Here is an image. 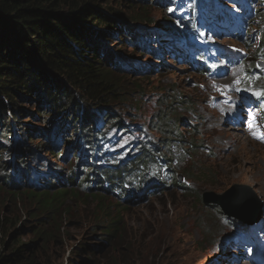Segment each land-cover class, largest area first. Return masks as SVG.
Returning a JSON list of instances; mask_svg holds the SVG:
<instances>
[{
  "label": "rangeland",
  "instance_id": "1",
  "mask_svg": "<svg viewBox=\"0 0 264 264\" xmlns=\"http://www.w3.org/2000/svg\"><path fill=\"white\" fill-rule=\"evenodd\" d=\"M259 2L256 0V6L263 7L264 1ZM111 3L117 5L120 15L125 18L136 11L148 14L149 21L136 23L144 28L154 29L156 26L169 31L170 24L176 21L169 9L154 1L147 0L144 4L137 0L134 2L139 5L137 9L131 8L133 2L130 0H113ZM261 15L262 18H253L247 24L241 38L208 36L211 28L218 25L208 11L200 17L202 25L193 34L199 36V45H221L228 48V53L236 55L233 58L225 55L210 62L206 60L205 70L193 68L199 67H192L183 58H174L167 50L155 55L139 45L131 47L120 38L124 32H116L106 43V49L111 48L125 56L121 61L133 59L141 63L121 79L126 83L127 89L123 88L129 96L127 102L112 110L120 126L122 122H131L134 130H141L135 131V135L149 140L148 147L153 143L159 153L165 152V159L159 162L162 167L154 172L157 177L165 167L171 169L172 172H167L171 175L166 180L168 189L156 185L152 191L149 189L151 192L135 194V198L125 196L119 199L108 192L104 193L105 197L97 199L66 200L72 217L63 223L65 234L53 238L39 251L43 264H264V99H259L264 96V58L255 55L258 35L264 26V11ZM138 34L141 36L142 32ZM191 36L188 38L194 37ZM175 37L176 49L183 53L186 40L177 34ZM149 45L157 47L156 43ZM192 60L196 62L194 56ZM244 96L259 99L261 107ZM20 109H23L21 113L25 112L22 114L23 135L33 138L27 139L26 146L23 142L21 148L29 149L30 154L37 149L44 157L45 169L46 164L53 163L57 172L67 175L74 166L73 155L78 146L73 144L66 152V141L79 137L75 126L72 129L66 126L67 133L59 149L47 155L40 135L36 131L37 135L27 131L45 126L28 114L29 110L35 112L34 102L23 101ZM8 115L10 117L9 112ZM57 117L61 120L58 123L67 121L73 125L70 113H58ZM157 122H166L172 132H159V128H155ZM7 126L5 131L13 134L11 145L16 135L23 139L20 128L11 119ZM64 148L65 154H61ZM27 160L31 161L29 157ZM177 174L183 176V183L190 187L188 191L171 184ZM8 176H11L9 172ZM68 178L63 177L64 185L80 190L76 182ZM48 183L54 189L61 186L54 177ZM232 185L249 187L255 197L249 215L253 219L256 217L253 222L261 225L258 235L262 243L249 250L251 257L242 247L232 246L236 242L231 241L239 231L234 227L237 220L201 200L202 195L209 192L223 195ZM100 187L96 184L90 191H80H100ZM26 194L27 191L22 190V196L19 195L22 203L24 198V204L28 203ZM234 199L238 201L241 197L235 196ZM16 202L17 199L10 194L1 195V212L6 214L8 210H15L13 205ZM118 203H124L127 208H120ZM115 222L118 225L114 238L104 242L101 229ZM26 233L29 234H24L21 239L27 242L31 234ZM84 247L91 248L81 250Z\"/></svg>",
  "mask_w": 264,
  "mask_h": 264
},
{
  "label": "trees",
  "instance_id": "2",
  "mask_svg": "<svg viewBox=\"0 0 264 264\" xmlns=\"http://www.w3.org/2000/svg\"><path fill=\"white\" fill-rule=\"evenodd\" d=\"M112 1L104 3L102 0H0V201L3 194H10L12 198L17 199L13 205L15 210H8L6 214L0 210V264H43L39 251L53 238L58 239L65 234L66 227L63 223L72 217L66 200L88 197L97 199L99 196L105 197L104 193H108V190L101 187L99 190L103 193H84L82 191L91 189L80 191L67 188L62 177L57 178L56 182L61 186L54 189L52 185L38 178L34 166L40 153L36 149V152L30 154L29 149L21 148L23 142L26 146L27 139L33 138L27 134L23 135L25 124L22 114L25 112L21 113L23 109L20 107L23 101L34 102L35 112L29 110L28 114L31 119L45 123V126L39 127V130L37 127L26 130L30 134L38 133L40 140L45 141L48 134L55 138L53 133H56L59 127L67 126L72 129L75 126V133L79 134V137L74 141H66L69 146H78L73 155L74 166L70 168L71 173L76 169L84 173L96 164H104L100 162L101 151L97 149L93 136L97 131L95 125L102 120L104 127L111 125V122H114L112 125L115 128L120 126L114 119L115 113L112 109L127 102L129 96L124 89L126 83L121 82V79L131 74L132 68L141 65L133 59L129 62L121 61L125 56L121 52L112 51L111 48L106 49V43L114 38L116 32H124L120 35L124 43H129L131 47L139 45L141 49L156 54L157 50L147 42H153V37L148 36L143 42L138 32H143L142 35L151 33L156 37L167 35L155 28L156 26L154 29H148L136 24L139 21H149L148 14L136 11L126 18L121 16L117 5L112 4ZM130 1L133 2L131 8H139V5L134 3L137 0ZM146 1L142 0L144 4ZM150 1L166 7L174 4V0H170L171 3L168 0ZM237 4L244 10L251 9L240 1ZM262 11L264 3L263 7L260 6L254 11L252 17L262 18ZM173 24L169 28L175 32H185V29L178 27L177 22ZM182 24L188 26L187 22ZM127 35L129 37H125ZM258 39L255 55L264 58V27ZM116 41L120 42L118 39ZM171 41L165 43L169 46L172 45ZM158 45L156 48L165 52V45ZM62 112L72 115L73 125L67 121L58 123L60 119L57 115ZM9 119L20 128V137H23L15 140L12 145V133L5 131ZM122 123V134L128 129L130 132L134 130L131 129V122ZM155 128L165 134L172 132L166 122L155 123ZM140 145L144 153L138 156L143 161L148 163L155 157L165 159L164 151L156 155L155 144L150 143L149 147L147 144ZM42 147L45 154L53 153L54 149L49 144L44 143ZM61 154H64V150ZM11 156L14 159H11ZM2 157L6 159L3 160ZM27 157L31 159L30 162ZM128 167L130 165L122 164L111 172L122 174ZM8 172L11 176H8ZM74 178L70 176L68 179L73 182ZM171 184L184 191L189 190L175 179ZM156 185H145V188L148 187L146 191L150 188L152 191ZM164 186L165 190L168 189V186ZM22 190L27 191V204H24L23 197V203L19 197L22 196ZM126 197L136 196L129 193ZM200 197L198 196L199 199ZM119 207L127 208L123 204ZM109 224L101 229V234L105 236L104 242L111 241L117 231V222L113 227L112 223ZM26 232L31 234L27 242L21 239L24 234H29ZM85 248L91 247L81 250Z\"/></svg>",
  "mask_w": 264,
  "mask_h": 264
},
{
  "label": "clouds",
  "instance_id": "3",
  "mask_svg": "<svg viewBox=\"0 0 264 264\" xmlns=\"http://www.w3.org/2000/svg\"><path fill=\"white\" fill-rule=\"evenodd\" d=\"M169 3H171L170 0H168ZM160 7H165L167 9L172 8V6L170 7H166V6H160ZM173 10V8H172ZM171 10V14L173 15V17L175 18V14L172 13ZM176 19V18H175ZM177 25L178 27H180L181 30L186 29L187 27L182 24L180 22V20H177ZM174 22V23H175ZM171 25V24H170ZM174 25V24H172ZM157 28V27H156ZM159 30H161L160 28H158ZM167 30L162 29L161 31L166 33L167 35H157L158 37H156L155 35H151L150 34H145V35H141L140 39H142L143 41H146L145 38L146 37H153V42L151 41H147L148 44L150 43H156V46L159 47L158 44L163 45L165 44L166 41H171L172 44L174 43V40H177L175 35L177 34L179 37L182 34L181 32H175L172 28H169ZM143 33V32H142ZM154 34V33H152ZM170 37L172 39H170ZM187 47H185V52L184 53H180L178 52V50L175 51H170L169 46L165 47V52H168L169 54H171L174 58L179 59V58H183V59H188V58H192L191 53L194 51V49H196L197 47V43H194V38H188L186 40V42L184 43ZM173 47V46H172ZM157 50V55H161L162 53L165 52H161L159 51L157 48H155ZM176 49V48H174ZM155 54V55H156ZM198 61V60H196ZM190 65L193 67L194 62L190 63ZM195 69H202L204 70L205 68H196L193 67ZM99 118H102L101 116H99ZM102 120L100 121V123L98 125H95V129L97 130L96 132H94L93 136H94V140L97 146V149L100 150L102 158L100 159V162L104 163V164H96L93 167H90L89 170H87L84 173H81L78 169H76V171L74 173H71L69 170V173L66 175L62 172H57V170L54 168V164L53 163H49L46 164V169L44 168L45 162L42 161V159H44V157L40 154L39 155V160L37 161L36 165L34 166L36 173L38 174V178L42 179L44 183H48V181L54 177L56 179L57 182V178H61L63 179V177L68 178L70 176H74V181L76 182V184L79 186V189H92L96 184H99L101 186V188L108 190L107 192H111L114 196L118 197L119 199H123L127 194L131 193V194H139L141 193H145L146 189L148 187L145 188V185L150 186V185H166V180L167 178H170L171 175H167V170L169 172L170 168L169 167H165L164 165V169H163V173L161 175H164V177H160L161 175L155 177V170L157 171L159 168L162 167L161 163H159L161 160L163 161V159L161 157L157 158L155 157L154 159H150L149 162H145L142 159H140L141 157L138 156L141 153H144V150L141 149V145L140 144H147V142H149V140H145V137H139L137 135H135V131L140 132L141 130H132V132H130V129H128L127 132H125L124 134H122V130L121 127H123V124L119 127H113V125H109L108 127H104L102 126ZM120 125V124H119ZM104 129H103V128ZM112 127V128H110ZM133 129V128H131ZM139 129V128H138ZM117 130V131H116ZM67 133L66 131V126L64 128L59 127V129H57L55 134V138L52 137V134H48V136L45 138V145L49 144L50 147L53 150V153L56 152L57 149H59V145L60 143L63 141V138L65 136V134ZM13 135V134H12ZM112 135V136H111ZM12 139V136H11ZM19 139V135H16L14 138V143L15 140ZM129 139H132V141L130 143H127V141ZM13 140V139H12ZM99 143V145H98ZM72 146V144L69 146L67 150ZM148 147V146H147ZM150 149V148H149ZM66 150V152L70 151L71 149H69L68 151ZM140 150V151H139ZM153 152V151H151ZM163 152V151H162ZM161 152V153H162ZM52 153V154H53ZM158 151L156 152V155H158ZM64 154H65V148H64ZM63 156V155H62ZM11 159H14L13 156H11ZM144 159V157H143ZM130 165V167H128L126 169V171L122 174H117L115 172H111L113 171L117 166L119 167L120 165ZM75 169V168H74ZM41 175V176H40ZM177 183L180 182L182 185H185L186 188H190L187 184L183 183V176L181 174H177V176H175L174 178ZM173 179V180H174ZM149 181V182H148ZM173 182V181H172ZM147 183V184H146ZM173 185V184H172ZM167 186V185H166ZM244 190V192L246 193H240L238 196L241 197V199L243 198V195L245 194L246 196H249L250 190L249 192L246 189H242ZM147 192H150L149 190ZM252 200L255 198L253 195H251ZM202 200V197H201ZM139 202V201H138ZM138 202L136 204H138ZM203 202V200H202ZM118 204H123L124 203H118ZM203 204H205L203 202ZM207 206H217V208L219 210H221V212L227 216V217H233L230 216L228 214H226L223 209L221 208V206L216 205V204H205ZM253 205V204H252ZM252 210V209H251ZM251 213V211H250ZM252 216V215H251ZM226 218V217H225ZM234 220V227L235 229H237V231H242V230H246L245 236L247 237L248 232L250 230V227H254L255 226V232L258 230V228H260V224L259 223H255L253 222L254 219H256V217H254V219L250 222L251 225L248 226L250 223H246V221L241 220L239 218H232ZM239 221V222H238ZM235 238V236L233 237ZM247 239V238H246ZM231 239L228 238V242H234V241H229ZM249 241L252 243L251 245L249 244V248H254L255 245H259L262 243V239L260 237V235H258V231H257V237H249ZM237 245V244H232V246ZM240 247V246H238ZM243 250L245 251L248 247L244 248L242 247ZM250 257L252 256L251 254L249 255ZM257 261H261V258L259 256H255ZM257 264H263L262 262H258Z\"/></svg>",
  "mask_w": 264,
  "mask_h": 264
},
{
  "label": "water",
  "instance_id": "4",
  "mask_svg": "<svg viewBox=\"0 0 264 264\" xmlns=\"http://www.w3.org/2000/svg\"><path fill=\"white\" fill-rule=\"evenodd\" d=\"M242 189H246L249 192V187L247 186L232 185L223 195L209 192L202 195V200L205 204L219 205L226 214L250 223L253 218L247 213L252 209L253 200L251 193L249 196L244 194L243 198L238 201L234 199L235 196L244 192Z\"/></svg>",
  "mask_w": 264,
  "mask_h": 264
},
{
  "label": "bare ground",
  "instance_id": "5",
  "mask_svg": "<svg viewBox=\"0 0 264 264\" xmlns=\"http://www.w3.org/2000/svg\"><path fill=\"white\" fill-rule=\"evenodd\" d=\"M250 211L247 213L249 215Z\"/></svg>",
  "mask_w": 264,
  "mask_h": 264
},
{
  "label": "snow or ice",
  "instance_id": "6",
  "mask_svg": "<svg viewBox=\"0 0 264 264\" xmlns=\"http://www.w3.org/2000/svg\"><path fill=\"white\" fill-rule=\"evenodd\" d=\"M169 11H171V9H169Z\"/></svg>",
  "mask_w": 264,
  "mask_h": 264
}]
</instances>
